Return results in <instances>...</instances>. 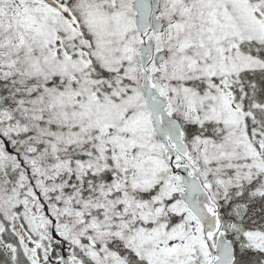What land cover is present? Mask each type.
Listing matches in <instances>:
<instances>
[{
  "label": "snow or ice",
  "instance_id": "6c2138e0",
  "mask_svg": "<svg viewBox=\"0 0 264 264\" xmlns=\"http://www.w3.org/2000/svg\"><path fill=\"white\" fill-rule=\"evenodd\" d=\"M0 264H264V0H0Z\"/></svg>",
  "mask_w": 264,
  "mask_h": 264
}]
</instances>
